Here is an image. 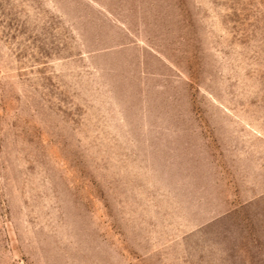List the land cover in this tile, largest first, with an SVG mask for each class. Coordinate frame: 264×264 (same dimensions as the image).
Segmentation results:
<instances>
[{"label":"rangeland","instance_id":"1","mask_svg":"<svg viewBox=\"0 0 264 264\" xmlns=\"http://www.w3.org/2000/svg\"><path fill=\"white\" fill-rule=\"evenodd\" d=\"M260 188L264 0H0V264H264Z\"/></svg>","mask_w":264,"mask_h":264},{"label":"crops","instance_id":"2","mask_svg":"<svg viewBox=\"0 0 264 264\" xmlns=\"http://www.w3.org/2000/svg\"><path fill=\"white\" fill-rule=\"evenodd\" d=\"M261 189V190H260ZM257 195L252 194L251 198L245 202L248 203L249 218L241 220L237 225L234 239H264V207L257 209L260 213L254 218V199L256 197L264 200V189L260 188ZM251 195V194H250ZM261 199H257L263 202Z\"/></svg>","mask_w":264,"mask_h":264}]
</instances>
